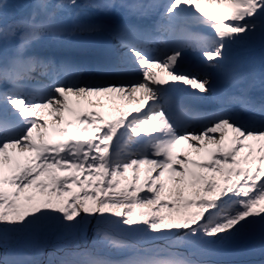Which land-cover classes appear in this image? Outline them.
<instances>
[{"label":"snow or ice","instance_id":"6c2138e0","mask_svg":"<svg viewBox=\"0 0 264 264\" xmlns=\"http://www.w3.org/2000/svg\"><path fill=\"white\" fill-rule=\"evenodd\" d=\"M258 40L264 0H0V264L264 254V59L237 56ZM111 93L139 106L79 110Z\"/></svg>","mask_w":264,"mask_h":264},{"label":"rangeland","instance_id":"374dc122","mask_svg":"<svg viewBox=\"0 0 264 264\" xmlns=\"http://www.w3.org/2000/svg\"><path fill=\"white\" fill-rule=\"evenodd\" d=\"M66 173H68V171H64V172H62L60 175H62V174H66ZM97 177H98V176H97ZM43 178H44V177H43ZM92 181H93V184H92V185H89L88 183H85V184H84V187H91L92 190H95V189H96V186L102 183V181H99V179H93ZM97 183H98V184H97ZM74 185H76V184H74ZM72 186H73V185H72ZM72 186H69V187H72ZM123 188H124L123 185H122V186H121V185H117V186L114 187V188L106 189V191H104V192L96 191V192H97L96 194H97V195H110V194H112L113 192H120L121 190H123ZM72 192H80V191L77 190V189H73ZM89 203H91L90 200H89ZM50 251H51L50 248L47 249L46 252H45V254L41 257V259L46 261V260H47V253L50 252Z\"/></svg>","mask_w":264,"mask_h":264},{"label":"bare ground","instance_id":"6f19581e","mask_svg":"<svg viewBox=\"0 0 264 264\" xmlns=\"http://www.w3.org/2000/svg\"><path fill=\"white\" fill-rule=\"evenodd\" d=\"M70 174H73L72 172H69V173H66V174H62L60 176H67V175H70Z\"/></svg>","mask_w":264,"mask_h":264},{"label":"trees","instance_id":"16d2710c","mask_svg":"<svg viewBox=\"0 0 264 264\" xmlns=\"http://www.w3.org/2000/svg\"><path fill=\"white\" fill-rule=\"evenodd\" d=\"M27 2V0H16L15 2Z\"/></svg>","mask_w":264,"mask_h":264}]
</instances>
